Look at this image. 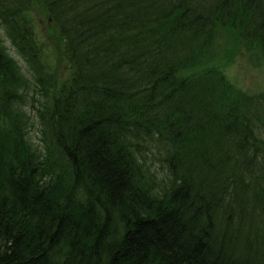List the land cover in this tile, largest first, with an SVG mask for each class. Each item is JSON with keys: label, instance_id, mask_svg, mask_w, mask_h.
<instances>
[{"label": "trees", "instance_id": "1", "mask_svg": "<svg viewBox=\"0 0 264 264\" xmlns=\"http://www.w3.org/2000/svg\"><path fill=\"white\" fill-rule=\"evenodd\" d=\"M34 1L63 39L61 84ZM0 25L33 77L0 38V264H264V92L227 79L214 40L264 59V0H0Z\"/></svg>", "mask_w": 264, "mask_h": 264}, {"label": "rangeland", "instance_id": "2", "mask_svg": "<svg viewBox=\"0 0 264 264\" xmlns=\"http://www.w3.org/2000/svg\"><path fill=\"white\" fill-rule=\"evenodd\" d=\"M34 2L31 9L28 11V15L33 25L34 33L42 46L41 56L47 67L46 70L50 68V70L56 74L55 76L58 83L61 84L67 80L71 70L69 64L64 59L63 39L58 34V30L54 23L51 22L50 16L46 13L43 4L41 3L39 5L38 2ZM0 38L9 54L17 60L23 73L30 80V83H32V72L6 36L5 30L1 25ZM214 40L217 52L225 53V56L221 58L217 64L221 66L227 79L233 83L234 86L245 92L253 94L264 92V59H262L257 52L247 50L242 45L234 44L232 36L227 29H217ZM32 93L34 94V89ZM35 95L36 96L32 100H34V104L37 105L36 97H38V91ZM25 111L31 115L33 120L29 126V139L33 142L32 144L34 147L39 148L41 147L40 137H42L40 132V121L30 104L25 106ZM141 150L146 158V166L149 172L153 173L158 188L162 186L165 187L169 181L170 175L166 163L163 160L164 155L162 150L160 147L154 145L142 147Z\"/></svg>", "mask_w": 264, "mask_h": 264}]
</instances>
